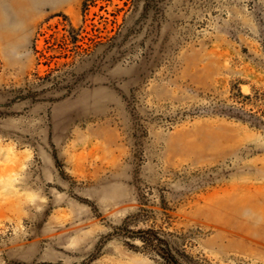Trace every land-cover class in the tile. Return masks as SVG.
<instances>
[{
	"label": "rangeland",
	"instance_id": "rangeland-1",
	"mask_svg": "<svg viewBox=\"0 0 264 264\" xmlns=\"http://www.w3.org/2000/svg\"><path fill=\"white\" fill-rule=\"evenodd\" d=\"M0 264H264V0H0Z\"/></svg>",
	"mask_w": 264,
	"mask_h": 264
},
{
	"label": "trees",
	"instance_id": "trees-1",
	"mask_svg": "<svg viewBox=\"0 0 264 264\" xmlns=\"http://www.w3.org/2000/svg\"><path fill=\"white\" fill-rule=\"evenodd\" d=\"M149 232V230L148 231H139L138 233H140V234H147Z\"/></svg>",
	"mask_w": 264,
	"mask_h": 264
}]
</instances>
